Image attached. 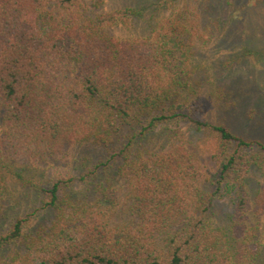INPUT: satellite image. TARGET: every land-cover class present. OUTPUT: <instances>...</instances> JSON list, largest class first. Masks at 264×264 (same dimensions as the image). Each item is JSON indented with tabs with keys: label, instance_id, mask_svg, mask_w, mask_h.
<instances>
[{
	"label": "trees",
	"instance_id": "obj_1",
	"mask_svg": "<svg viewBox=\"0 0 264 264\" xmlns=\"http://www.w3.org/2000/svg\"><path fill=\"white\" fill-rule=\"evenodd\" d=\"M219 2L0 0V264H264V144L196 60Z\"/></svg>",
	"mask_w": 264,
	"mask_h": 264
},
{
	"label": "rangeland",
	"instance_id": "obj_2",
	"mask_svg": "<svg viewBox=\"0 0 264 264\" xmlns=\"http://www.w3.org/2000/svg\"><path fill=\"white\" fill-rule=\"evenodd\" d=\"M212 1L225 3L227 10L223 20L228 24L226 34H219L218 29H213L218 32L215 31L212 44L196 59L206 71L201 75L207 82L204 90L206 97H209L207 107L212 111L226 109L223 105L217 106V103L222 99L225 101L227 93L231 97V104L228 110L223 111L222 118L225 117L230 130L238 136L264 144V0ZM261 157V168L254 166L248 176L251 200L258 190L264 189L262 151ZM204 159L209 167H215L216 163L210 155L204 156ZM233 199L227 194L216 197L213 214L219 225H227L229 216L234 214ZM258 225L263 244L260 259L264 261V214Z\"/></svg>",
	"mask_w": 264,
	"mask_h": 264
}]
</instances>
